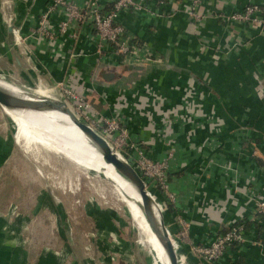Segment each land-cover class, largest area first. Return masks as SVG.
<instances>
[{"label":"crops","instance_id":"obj_1","mask_svg":"<svg viewBox=\"0 0 264 264\" xmlns=\"http://www.w3.org/2000/svg\"><path fill=\"white\" fill-rule=\"evenodd\" d=\"M136 1L141 9L120 12L118 21L158 61L129 68L107 47L98 48L95 32L84 24L74 38L57 33L62 14L49 16L50 36L33 34L32 24L47 0H0V55L7 54L29 84L38 79L49 86L69 83L103 116L118 114L129 140L140 142L145 155L167 157L172 198L153 192L184 264H262L264 219L250 221L249 216L254 200L264 199V28L217 17L261 0H203L195 7L205 14L201 20L184 11L191 0ZM27 2H32L30 8ZM10 23L18 27L21 42L10 38ZM185 87L191 88L189 107L172 108L182 102ZM23 212H12V222L0 228V264L22 260L16 253L24 246L17 217ZM94 213L96 247L98 239L106 244L107 235L127 230L117 212L118 228L105 222L104 212ZM235 222L244 225L243 242L229 245L214 261L192 252ZM1 232L14 243L8 251L1 248L6 242ZM130 234L122 242L132 253ZM5 253L12 258H2ZM68 256L62 246L56 252L43 249L28 264H65ZM120 256L121 264H134L131 254Z\"/></svg>","mask_w":264,"mask_h":264},{"label":"rangeland","instance_id":"obj_2","mask_svg":"<svg viewBox=\"0 0 264 264\" xmlns=\"http://www.w3.org/2000/svg\"><path fill=\"white\" fill-rule=\"evenodd\" d=\"M27 5L30 8L32 2H27ZM32 26L33 34L43 37L39 28L44 26L39 22H34ZM11 28L18 29L13 24ZM10 35L12 39L11 30ZM21 79L13 69L8 55L1 54L0 80L30 94L38 87L46 89L50 91L48 98L62 100L70 108L68 99L54 83L50 85L52 88L49 84L39 83V79L36 84H29ZM184 92L185 95L181 97L184 102L172 108L189 107L187 97L191 93V88L185 87ZM6 111L0 107V228L4 229L12 222V212L18 213L19 210L26 212L17 216L20 220L21 218L27 220L22 223L18 221L24 246L21 247L23 251L16 253L17 260L22 259L21 262L28 264L29 261L36 259L41 250L56 252L62 246L63 254L69 255L70 260L65 264H121L123 260L120 259L121 253L131 254L134 264H150V251L141 241L138 232L143 227L142 215H137L135 222L137 230L129 218L127 204L110 172L111 169L101 158L84 145H76L73 151H69L71 146L67 144L68 139L55 138L53 143L48 142L49 145L53 144L52 148L33 140L24 146L23 132L16 125L14 135L16 123L14 124ZM18 116L20 114H15L14 120L18 121ZM65 136L69 137V134L66 133ZM102 176L106 177L107 181ZM41 205L43 208L47 206L48 209L52 208V211L41 209ZM94 212H104L105 222L111 220L112 226L118 228L121 225L114 214L117 212L118 218L126 220L127 230L120 228L117 236L107 235L106 244L98 239L96 247L95 241L99 237L96 235L98 228L94 227ZM166 230L170 236V230L167 228ZM129 232L131 233L129 242H133L129 248L132 253L122 242L123 237ZM1 234V238L6 241L1 248L6 246L5 249L8 251L14 243L6 240L3 232ZM103 251L106 252L105 255ZM4 255L2 258H12L10 254ZM104 256L107 258L104 259Z\"/></svg>","mask_w":264,"mask_h":264},{"label":"built area","instance_id":"obj_3","mask_svg":"<svg viewBox=\"0 0 264 264\" xmlns=\"http://www.w3.org/2000/svg\"><path fill=\"white\" fill-rule=\"evenodd\" d=\"M202 1L191 0L190 5L185 9L187 15L195 20L205 17L204 13L197 12L195 9ZM104 6H108V8L105 9ZM141 7V3L136 0H105L102 4L98 0H47L44 8L36 15V22L44 26V28H39L40 35L50 36L53 32L50 30L49 16L52 13L57 16L62 14L63 18H59L57 23V33L67 34L74 38L76 28L84 24L95 32L98 48L107 47L120 60L129 64L151 63L158 61V57H154L145 44H138L134 36L127 33L124 26L118 21L120 12L140 10ZM217 17L219 20L229 23L264 28V0L248 2L240 10L232 11L227 15L218 14ZM11 32L14 40L20 41L19 30L11 28ZM54 86L61 89L62 94L68 99L70 108L66 102L65 104L71 113L102 136L112 151L118 152L138 171L146 190L161 210L162 203L157 200L153 191L158 189L166 197L172 198L167 184V157L155 159L145 155L140 142L134 143L129 140L127 128L119 119L118 114L111 117L103 116L69 83L58 82ZM249 218L250 221H255L258 218L264 219L263 198L254 200V207ZM243 230V223H232L224 232L216 234L207 244L193 246L192 252L207 261L217 260L226 247L244 241ZM173 248L177 264H184L183 256L177 252V245L173 244Z\"/></svg>","mask_w":264,"mask_h":264},{"label":"bare ground","instance_id":"obj_4","mask_svg":"<svg viewBox=\"0 0 264 264\" xmlns=\"http://www.w3.org/2000/svg\"><path fill=\"white\" fill-rule=\"evenodd\" d=\"M11 13V12H10ZM4 21V20H3ZM14 40V39H13ZM0 87L3 88L4 90L11 92L12 94L25 97V96H32L33 98H38L36 99L39 100L43 97H49L48 95V90L42 89L40 87L36 88L34 93H28L25 90H22L18 88L17 86L8 84L2 80H0ZM5 108V107H3ZM7 111L5 112L10 116V118L13 120L15 124V133L16 135V125L21 129L23 132V137L22 140L25 141L23 142L24 146L27 145L30 141H36L43 143L45 145H48L49 147H53V144H48L53 143L54 139H68V143L71 147L69 148V151L75 148L76 145H84L87 148L91 149L93 152H95L100 158V154L98 152V149L95 147V145L92 143V141L84 135L82 131L74 127V125L69 121L67 115L56 109V108H51V111H40V112H33V111H15V110H10L8 108H5ZM19 115L18 121L14 120V115ZM69 134V137H66L65 134ZM20 144V143H19ZM85 147V148H86ZM84 148V147H83ZM57 151V149H56ZM73 151V150H72ZM87 153V152H86ZM102 160V159H101ZM103 161V160H102ZM105 165L108 166L116 182L118 187L121 190V193L123 195V198L125 200V203L127 204L128 207V213H130V219L135 226V222L137 221V215H142L143 218V227L141 230H138L141 241L148 246V248L151 246L149 258H150V264H169V260L167 258V255L163 249V247L159 244L151 230L149 229L145 217L143 215L140 201H139V196L135 192L133 186L131 183L124 178L123 176H120L110 164L106 163L103 161ZM34 167V166H32ZM37 173V172H36ZM103 179H106V177L102 176ZM113 181V183H115ZM109 196V195H108ZM152 210L155 214V216H158V210L157 207L154 205L152 207ZM77 218V217H76ZM168 233V232H167ZM138 237V236H137ZM170 238V236H169ZM171 240V239H170ZM86 243V242H85ZM172 243V241H171ZM86 245V244H85ZM173 245V244H172Z\"/></svg>","mask_w":264,"mask_h":264},{"label":"water","instance_id":"obj_5","mask_svg":"<svg viewBox=\"0 0 264 264\" xmlns=\"http://www.w3.org/2000/svg\"><path fill=\"white\" fill-rule=\"evenodd\" d=\"M10 30L11 26L8 25L7 31L10 32ZM139 66L140 65L137 64L128 65L129 68H136ZM36 99L38 98H33L32 96H18L0 87V107H5L18 112L51 111V108H56L64 112L67 115L69 121L74 125V127L82 131L84 135L92 141V143L98 149L101 159L106 163L110 164L120 176H123L131 183L135 192L139 196L141 209L149 229L151 230L159 244L163 247L169 260V264H177L176 253L167 233L166 227L164 225L161 210L157 206L156 201L149 195L148 191L146 190L145 184L138 171L130 163H128L118 152L112 151L102 136H100L87 124L78 120L71 113L65 102H63L62 100L47 97H43L37 101ZM154 205L157 207L158 210L157 217L155 216L152 210V207ZM151 246L148 248L149 251L151 250Z\"/></svg>","mask_w":264,"mask_h":264},{"label":"trees","instance_id":"obj_6","mask_svg":"<svg viewBox=\"0 0 264 264\" xmlns=\"http://www.w3.org/2000/svg\"><path fill=\"white\" fill-rule=\"evenodd\" d=\"M184 11H185V9H184ZM225 230H226V229H225ZM225 230H222V231L224 232ZM222 231H221V232H222Z\"/></svg>","mask_w":264,"mask_h":264}]
</instances>
